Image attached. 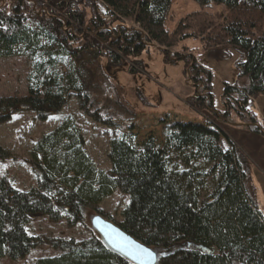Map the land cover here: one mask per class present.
Returning a JSON list of instances; mask_svg holds the SVG:
<instances>
[{
	"label": "trees",
	"instance_id": "trees-1",
	"mask_svg": "<svg viewBox=\"0 0 264 264\" xmlns=\"http://www.w3.org/2000/svg\"><path fill=\"white\" fill-rule=\"evenodd\" d=\"M9 1L0 5V58L27 57L30 64L26 93L0 96V123L20 109L43 120L74 96L96 120L116 127L115 116L103 113L94 98L98 85L90 69L98 60L120 67L130 59L135 73L139 56L151 47L168 61L183 62L188 83L196 89L186 100L193 110L217 111L212 70L194 56L172 51L177 41L188 38L199 39L206 51L234 49L241 56L235 84L223 87L225 109L219 116L227 119L235 112L243 117L253 96L264 97V0H194L200 9L173 30L165 27L172 0H86L93 12L88 20L76 10L65 11L68 1ZM212 4L224 5L233 15L222 20L208 10ZM251 131L264 133L259 123ZM10 156L0 145V159ZM108 157L110 169H100L86 152L72 115L44 133L30 150L38 187L19 191L0 179V258H24L41 244L25 227L32 216L67 218L74 225L93 208L158 250L160 264H264V212L249 172L254 163L221 127L176 122L165 128L162 143L153 135L140 141L133 127L114 128ZM197 161L210 168H198ZM117 189L130 196L118 223L98 209ZM50 242L62 253L36 264H133L100 234L80 242Z\"/></svg>",
	"mask_w": 264,
	"mask_h": 264
},
{
	"label": "rangeland",
	"instance_id": "rangeland-1",
	"mask_svg": "<svg viewBox=\"0 0 264 264\" xmlns=\"http://www.w3.org/2000/svg\"><path fill=\"white\" fill-rule=\"evenodd\" d=\"M2 1L9 0H0V5ZM58 1L62 2L61 5L68 1L64 10H76L79 15H85L87 20L93 13L90 4H85L86 0L84 3L82 0L78 2ZM44 7L42 6V8ZM199 9L200 5L194 0H172L171 11L165 22V27L173 30L182 18ZM96 10L99 12L100 8ZM208 10L220 16L222 20H224V16L233 15L224 5L212 4ZM36 11L38 12V8ZM37 14L41 15L39 12ZM64 17L69 22H73L70 16L64 14ZM126 22L134 24L131 20H126ZM175 45L172 51L178 50L194 56L200 66L211 68L213 73L212 93L217 111L212 112L204 109L196 112L193 110L194 108L186 100L196 94V89L188 83L189 78L184 71L183 62L166 60L165 54L157 48L151 47L139 56L138 59L141 63H136L135 73L131 72L130 66L127 64H134L130 59L128 60L131 62L128 61L120 67H110L105 60H98L90 69L96 78L95 83L98 85V90L93 93L94 98L97 99L98 106L103 113L115 116L116 127L110 128L96 120L94 116L81 108L80 101L74 96L58 113L51 114L43 120L33 111L20 109L19 112L13 113V116L0 123V145L11 153L10 158L0 159V179L6 178L19 191H29L38 187L31 165V147L44 133L52 131L64 117L69 115L75 117L77 126L84 135L86 152L100 169L106 171L111 166L108 157L109 135L114 128L133 127L140 141L153 135L158 142L162 143L165 128L176 122H212L216 126L223 127V131L248 154L239 143L245 137L243 130L231 125L230 118L219 116L221 114L219 112L225 109L221 95L223 87L226 83L235 84L238 76L236 63L241 57L239 52L225 48L206 51L202 42L196 38H188ZM85 58L89 59V56L86 55ZM29 64L27 57L0 58V96L24 95L26 93ZM89 66L91 67V65ZM262 96L256 95L250 99L245 116L239 117L235 112H232L230 116L233 122L243 121L241 126L251 133H254L251 131V126L256 123H259L264 130V97ZM215 99L216 102L218 100L217 106ZM255 134L264 137V133ZM260 151L263 154L258 153V156L262 159L264 150ZM258 156L254 162L261 165ZM196 165L198 168L207 170L210 168V165L207 166L202 161H197ZM249 166L250 175L254 176L259 183L257 186L253 180L256 189H258L259 206L264 211V174L260 170V173L256 170V168H264V163L261 166L255 163L253 166ZM182 167H184L183 163ZM207 187L206 193L211 191L212 181L208 183ZM129 201L130 196L117 189L98 205V209L118 223L122 221V212ZM96 216H100L98 212L89 208L85 211L83 220L74 223V225L70 224L67 218L53 221L46 215L32 216L25 227L29 235L40 237L41 244L33 247L24 258L17 260L7 257L0 258V264H36L39 258L60 255L62 252L54 249L50 241L59 239V241L75 240L80 242L95 237L99 234L93 227V219Z\"/></svg>",
	"mask_w": 264,
	"mask_h": 264
},
{
	"label": "water",
	"instance_id": "water-1",
	"mask_svg": "<svg viewBox=\"0 0 264 264\" xmlns=\"http://www.w3.org/2000/svg\"><path fill=\"white\" fill-rule=\"evenodd\" d=\"M93 227L114 252L128 259L133 264H160L158 250L144 245L110 220L102 216H96L93 219ZM200 249L209 251L207 247H201Z\"/></svg>",
	"mask_w": 264,
	"mask_h": 264
},
{
	"label": "crops",
	"instance_id": "crops-1",
	"mask_svg": "<svg viewBox=\"0 0 264 264\" xmlns=\"http://www.w3.org/2000/svg\"><path fill=\"white\" fill-rule=\"evenodd\" d=\"M211 69V68H210ZM219 98V97H218ZM216 102V99H215ZM216 106L218 105V100L216 102ZM229 123L235 127H240V130H243V134H245V137H243V141L239 142L242 147L248 152V154L250 155V158L252 159L253 163H255L258 166H261L264 163V157L262 159L259 158L258 153L263 154V152H261L260 150H264V137L259 135V134H255V133H251L249 132L246 128H244L243 126H241L240 124H237V122H233L232 120L229 119ZM223 128V127H222ZM239 133H241L240 131H238ZM256 155V156H255ZM258 156L260 162L262 163L261 165L257 164L256 162H254L255 158ZM253 165V164H252ZM258 172L260 173V171L264 174V168L261 169H257ZM260 170V171H259ZM253 177V180L255 182V184L258 186L259 183L257 182V179ZM264 210V207H263ZM264 212V211H263Z\"/></svg>",
	"mask_w": 264,
	"mask_h": 264
}]
</instances>
